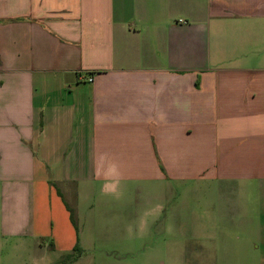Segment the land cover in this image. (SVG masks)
<instances>
[{
	"label": "crops",
	"instance_id": "obj_1",
	"mask_svg": "<svg viewBox=\"0 0 264 264\" xmlns=\"http://www.w3.org/2000/svg\"><path fill=\"white\" fill-rule=\"evenodd\" d=\"M0 264H264V0H0Z\"/></svg>",
	"mask_w": 264,
	"mask_h": 264
},
{
	"label": "rangeland",
	"instance_id": "obj_2",
	"mask_svg": "<svg viewBox=\"0 0 264 264\" xmlns=\"http://www.w3.org/2000/svg\"><path fill=\"white\" fill-rule=\"evenodd\" d=\"M181 196V195H180ZM236 200L231 198H223L221 201H218L220 203V206H222L225 209H228L230 205L235 202ZM239 202V206L242 208H259L261 205L259 204L260 201H258L257 198V190H242L240 198L237 200ZM180 205L184 203L183 198L179 199ZM258 218H255V223H258ZM224 235L230 236V232H223ZM240 235L244 236V238H248L250 240L254 239L253 232H242ZM229 238V237H228Z\"/></svg>",
	"mask_w": 264,
	"mask_h": 264
},
{
	"label": "trees",
	"instance_id": "obj_3",
	"mask_svg": "<svg viewBox=\"0 0 264 264\" xmlns=\"http://www.w3.org/2000/svg\"><path fill=\"white\" fill-rule=\"evenodd\" d=\"M68 209L70 211V216H71V220L74 224V226L76 227V229L78 230V218H77V212L75 208H72L70 206H68ZM75 251H78V247L75 248Z\"/></svg>",
	"mask_w": 264,
	"mask_h": 264
},
{
	"label": "built area",
	"instance_id": "obj_4",
	"mask_svg": "<svg viewBox=\"0 0 264 264\" xmlns=\"http://www.w3.org/2000/svg\"><path fill=\"white\" fill-rule=\"evenodd\" d=\"M93 80H94L93 77H89V78H88V81H89V82H92Z\"/></svg>",
	"mask_w": 264,
	"mask_h": 264
}]
</instances>
